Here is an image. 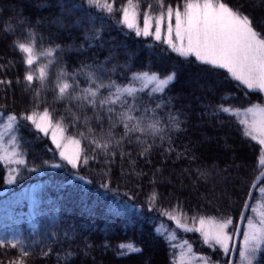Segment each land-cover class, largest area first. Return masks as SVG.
Here are the masks:
<instances>
[{
  "label": "trees",
  "instance_id": "obj_1",
  "mask_svg": "<svg viewBox=\"0 0 264 264\" xmlns=\"http://www.w3.org/2000/svg\"><path fill=\"white\" fill-rule=\"evenodd\" d=\"M59 1H62V4L56 3L53 8L42 5L35 10H29L19 4L20 10H17V13L20 14L21 20L20 23H15V17L12 18L9 10L3 8V4H11L9 2L14 1L0 0V29L11 28L7 31L5 40L11 47L9 50H12L11 55L14 58H11L16 59L14 67L9 68L1 65L0 62V73H5L7 70L10 74L19 73L20 84L24 89L22 94H18L15 88H12L7 97L5 95L13 81L0 78L3 82L0 83V88L5 89L4 96L0 97V113L4 114L0 116V131L5 130L7 115L16 114L19 118L20 134L23 137L22 151L27 161V166H21L20 174L12 184L5 182L6 166L0 163V239L21 242L16 248H12L8 243L0 246V264H10L21 258L24 264L41 262L44 264L89 262L90 264V256L96 260H103L109 256L113 260L124 262L135 260L147 250L148 246H157L164 254L165 264H174V248L164 235L168 226L175 230L177 236L186 238L193 249L209 253L211 260L221 263L224 259L219 260L217 253L214 254L216 250H210L208 245L200 242L199 233L178 227L176 220L170 216L176 217L173 212L177 211L190 215L204 212L205 215L214 216L222 213L233 217L234 221L237 219L250 182L259 170L257 165L260 146L250 137L243 135V128L236 117L216 114V106L222 103L221 97L229 93L231 98L226 101V106L237 108H243L250 103H263V95L244 86L237 87L238 82L232 80L224 69L202 64L195 57H181L167 44L155 41L152 36H137L134 30H129L119 23L121 19L119 9L127 0H115L116 10L111 16L95 7H90L86 0ZM164 2L175 6L180 0H164ZM227 2L249 15L258 30L264 28L262 7L249 8L246 4L247 0H227ZM73 4L79 7L73 8ZM149 4L153 5L150 14H159L160 8L156 0H140L141 15ZM260 5L264 6V0H260ZM63 10L68 11L64 15L65 19L79 18L81 21L70 35L67 33L62 36L61 34L51 36L47 29L36 24V19L41 14L57 15ZM98 29L100 36L95 38ZM29 31L37 34L38 51L41 45L43 48L60 45L63 51L57 50L56 53L61 58L59 65L65 67L69 73L80 68L82 64L103 65L108 71H101L98 75L105 82L111 78L121 84H127L132 73L149 71L165 76L175 71V81L164 94V99L170 98V102L162 109H157V113L165 125L169 122V113L178 117L179 130L169 126L165 128L163 140L160 136H142L141 140L144 143L137 142L133 137L131 143L125 139L117 145L116 141L123 133L122 126L118 125L113 129L114 137L108 154L98 149L94 150V146L90 145L87 139H81L79 136L80 132H86L85 127L79 123L73 126L66 112L68 101H54L52 91L56 71L54 68L49 86L41 92L38 111L42 112L47 107L53 113V122L64 116L63 126L67 129L64 134L81 139V148L90 158L87 164L81 162L77 168H73L66 161L61 160L58 150L44 133L37 131L34 125L21 118L36 105L34 93L39 86V82L34 81L33 86L29 88L24 75L29 70L35 72L41 64L47 63V60L42 58L31 69L24 64V54L15 48L14 41L28 42L26 34ZM86 36L92 38L85 39ZM39 37H43V40H39ZM71 44L74 48L68 49ZM4 49L0 46V50ZM192 65L204 69L203 71L206 70L207 73H215L222 87L208 99H201L199 105L193 101L191 104L194 112L191 113L190 109L184 106L186 99L176 97L178 89L175 88V84L184 68H195ZM114 67L115 71L112 70ZM77 79L81 87L88 86L83 75L78 76ZM14 82L16 83L15 80ZM136 87L141 85L137 83ZM104 94H107L106 91ZM160 95L155 94L154 97H150L147 91L141 93L142 101L149 107H155ZM7 99L10 102L8 104ZM207 110L210 113L205 116L203 113ZM72 112H77V109L73 107ZM197 112L202 113L201 118L207 117L213 125L231 129L238 142L249 149L248 155L245 156L249 171L240 191L232 192L235 201L231 206L224 202L214 205L209 199H206L207 203L199 206H190L187 191L181 189L177 194L171 195L170 182L160 177L169 167L182 165L183 162H187L183 166L191 165L189 171L193 174L200 172L204 167H201L199 159L185 148V145H190L192 123L199 118L195 115ZM86 115L91 117L93 113L89 110ZM90 126L97 133L100 132L95 120ZM107 128L108 124L105 122L104 129ZM148 145H152L151 149L141 155ZM92 156L96 158L92 159ZM242 159L244 158L236 156L235 161H243ZM45 161L47 163H44ZM219 162L217 161V166L223 165ZM11 167L15 168L17 165L12 164ZM29 169L34 170L29 171ZM263 182L264 180L261 183ZM153 193L157 194L154 204L149 201ZM235 202H238V206ZM178 218L180 217H176ZM158 226L163 228L159 233ZM122 243H132L142 251L128 252L127 249L119 247ZM22 249L28 251L26 257H23ZM121 252L126 254L120 255ZM259 264H264V255L261 256Z\"/></svg>",
  "mask_w": 264,
  "mask_h": 264
},
{
  "label": "snow or ice",
  "instance_id": "obj_2",
  "mask_svg": "<svg viewBox=\"0 0 264 264\" xmlns=\"http://www.w3.org/2000/svg\"><path fill=\"white\" fill-rule=\"evenodd\" d=\"M86 2L90 7H95L108 16L113 15L116 10L115 0L111 2L86 0ZM156 4L160 8L159 14L151 15L153 5H147V10L143 12V27H141L140 0H127L126 4L119 9L121 12L119 23L129 30H134L137 36H152L155 41H162L181 57H195L202 64L226 70L228 76L238 82L237 87L244 86L249 90L264 93V28L258 30L249 15L243 13L240 8L231 6L227 0H180L175 6L165 4L164 0H156ZM72 7L79 6L73 4ZM5 31H8L7 27ZM99 36L98 29L95 38ZM90 38L92 37H85V39ZM26 39L28 42L14 41L15 48L24 54V64L31 69L42 58L47 60V63L41 64L35 72L29 70L24 75L29 88L33 86L34 81H38L39 86L34 93L36 105L21 118L30 122L37 131L45 135L51 130V140L59 150L61 160L66 161L73 168H77L81 162L87 164L90 158L81 148V139H87L89 144L94 146V150L98 149L108 154L114 137L113 129L118 125L122 126L123 133L116 141L117 145L125 139L131 143L133 137L137 142L144 143L141 140L142 136H160L163 140L165 128L169 126L179 130L178 117L169 113V122L165 125L157 113V109H162L170 102V98L164 99V94L175 81V71L165 76L149 71L132 73L127 84H121L111 78L105 82L98 75L101 71H108L103 65L82 64L80 68L69 73L65 67L59 65L61 58L56 53L57 50L63 51L60 45L48 48H43L41 45L38 51L37 34L29 31ZM39 40H43V37H39ZM54 68L56 69L52 88L54 101H68L69 106L66 107V112L73 126L79 123L86 129V132L79 133L81 139L64 135L67 130L63 126L64 116L54 123L53 113L47 107L42 112L38 111L41 92L49 86ZM112 70L115 71V67ZM80 75L84 76L87 87L80 86V81L77 79ZM0 83L3 82L0 81ZM137 83L141 87H136ZM146 91L150 97L161 94L155 107H149L142 101L141 93ZM230 98V93L221 97L222 103L216 106V114H226L238 119L239 125L243 128V135L250 137L260 146L257 167L264 169V106L254 104L243 109L226 106V101ZM73 107L77 109V112H72ZM89 110L93 113L91 117L86 115ZM3 115L0 113V116ZM93 120L100 128L99 133L90 126ZM105 122L108 124L107 129H104ZM4 129L6 131H0V163L6 166L5 182L12 184L20 174L21 166H27L22 151L23 137L20 134L19 118L16 114L7 115ZM7 133H11L8 146L5 145ZM151 147L152 145H148L141 155L148 152ZM12 164L17 167H11ZM53 167H60V165H53ZM32 170L34 169H29V171ZM256 180H264V171H260ZM256 189L257 184L254 181L247 193L248 199H245L242 210L239 212V222H234L231 216L220 218L200 216L199 226L188 228L176 217L170 216V218L176 219L178 227L185 231L199 232L203 243L213 250L222 251L226 257H229L225 264H259L261 256L264 255V212L258 216L248 214L249 211L257 212L256 206L251 203ZM258 195L264 197V187H259ZM156 199V193L149 197L152 204ZM162 214L169 213L162 212ZM195 220L196 218L193 217L194 222ZM157 232H160L159 228ZM241 235L243 239L239 241L238 247L237 240ZM174 238V236L169 237L170 240ZM5 243L16 248L21 242L0 239V246ZM183 246L191 252L192 245L188 241H184ZM119 247L127 249L128 252L142 251L132 243H122ZM22 254L26 257L28 251L22 249ZM10 264H24V260L21 258ZM174 264H176L175 261ZM179 264H213V262L209 257L195 253L188 256L182 251Z\"/></svg>",
  "mask_w": 264,
  "mask_h": 264
},
{
  "label": "rangeland",
  "instance_id": "obj_3",
  "mask_svg": "<svg viewBox=\"0 0 264 264\" xmlns=\"http://www.w3.org/2000/svg\"><path fill=\"white\" fill-rule=\"evenodd\" d=\"M13 1L14 2H9L11 4H3V8L9 10L12 18L15 17V23H20L21 20L19 19L20 14L17 13V10H20L19 4L29 10H35V8H38L42 5H45L49 8H53L56 3H58L59 5L62 4V1L59 0ZM247 1L248 2L246 4L249 8L254 9L255 7H262L264 10V6L260 5V0ZM66 10H63L57 15H52L53 13L41 14V16L36 19V24L47 29L51 36H58L60 34L62 36L67 33H69L70 35L71 31H75L81 21L79 20V18H77V20L65 19L64 15L68 12ZM140 26L143 27V15L140 16ZM5 28L6 27H2V29H0V46H3V48H5L4 50H0V62H2L1 65H5V67L9 68L12 66L14 67L13 64L16 62V59H13L14 57L11 55L12 50H9L11 47L9 46V44L6 43L5 38L7 32L5 31ZM7 29L10 30L11 28ZM3 42H5V44H3ZM73 46L74 45L71 44L68 49H73ZM11 70L13 71V69ZM203 70L204 69H199L198 67L192 69L190 67H186L182 70V73L179 75L175 84V88L178 89L176 97H184L186 99L184 106L187 107V109H190L189 111H191V113L194 112L192 110L191 104L193 101H195V104L199 105L201 104V99H208L210 95L215 94L216 91L220 87H222V85L220 84L221 82L219 81V78L215 73H207L206 70ZM8 71L9 70H7L5 73H0V78L13 81L8 89L7 95L5 96L9 97L12 88H15L16 93L22 94L24 92V89L23 87H21L20 84L19 73L16 74V72L13 71L14 74H10ZM19 71L21 72V69ZM14 80L16 81V83L14 82ZM4 90L5 89L0 88V97L4 96ZM6 103H10L9 99L6 100ZM252 105H249L248 107ZM209 113L210 111L207 110L203 114L207 116ZM201 114L202 113L198 112L195 113V115L199 116V118H197V120L192 123L190 129L192 137L189 138L190 145H185V148L189 150L193 156L198 158L199 163L202 164L201 167H204L200 169V172H196L195 174H193V172L189 171V169L191 170V165L183 166V164H187V162H183L182 165H173L172 167H169L165 174L159 175L163 180L170 182L171 195L177 194L178 191H180L181 189H184L185 192L187 191V198H190V206H199L200 204L207 203L208 201L206 199H209V201H211V203L214 205L219 204V202H224L226 205L231 206L232 203L235 201L233 200L234 195L232 192L235 191L238 193L240 191L241 187L244 185L243 181L249 171L248 162L246 159L247 157H245L248 155L249 149L238 142L236 136L232 133L231 129H228L227 127L221 128L216 125H213L211 122L208 121L207 117L201 118ZM46 136L51 140V130ZM65 136L71 137L70 135ZM5 137L8 138V135L6 134ZM64 142L66 143L67 141ZM6 146H8V144ZM189 148L192 150H190ZM241 150H243L242 154L240 153ZM236 156H241L242 158H244L242 159L243 161L236 162ZM205 161H207V163H205ZM217 161H220L219 163H223V165L217 166ZM263 183L258 186V189L259 187H263ZM243 202L241 204V207L243 205ZM235 203H237L238 206V202ZM251 203L256 206L257 212L252 213L251 211H249V215L258 216L261 212H264V197H259L258 193H256ZM203 213L204 212H200L196 213L195 215H190L186 212H173L176 217H180L178 218L179 220H181L180 222L184 225H187L188 228L198 227V221L200 216L216 218L229 216L224 215L222 213L216 216L212 214L205 215ZM193 217L196 218L195 222L193 221ZM80 226H82V224ZM173 227L175 228V226ZM158 228L159 230L163 229L162 226H158ZM164 235L167 237V239H169L170 236L175 237L174 239L169 240L174 248L173 261H175L176 264H179V258L182 251L185 253V255L188 256H191L193 253L199 256L205 255V253L198 252L193 248L191 252H189L187 247L183 246V242L187 241L186 238L179 235L177 236L175 230L171 226H168L166 228V233ZM242 239L243 236H241L240 241H242ZM199 240L201 243L203 242L200 238ZM216 253L218 255L217 257L219 260L224 259L223 261H221V263L225 264V261L228 259V257L225 258L226 256L220 250H216L214 254ZM90 259V264H165L164 254L159 248H157V246H148L147 250L144 251L141 256L131 261H116L110 258L109 256H107L103 260H96L92 256H90ZM211 261L213 262V264H221L219 261ZM40 264L44 263L41 262ZM87 264H89V262H87Z\"/></svg>",
  "mask_w": 264,
  "mask_h": 264
},
{
  "label": "water",
  "instance_id": "obj_4",
  "mask_svg": "<svg viewBox=\"0 0 264 264\" xmlns=\"http://www.w3.org/2000/svg\"><path fill=\"white\" fill-rule=\"evenodd\" d=\"M260 171H264V169H260ZM260 171H259L258 174L255 176V178L253 179V181H252V183H251V185H250V188L252 187V184H253L254 181L256 182V184H258V183L261 181V180H259V181L256 180V177L260 175ZM250 188H249V189H250ZM246 199H248V196L246 197ZM242 207H243V206H242ZM241 210H242V209H241ZM237 222H239V216H238ZM238 240H239V238H238ZM238 240H237V244H238Z\"/></svg>",
  "mask_w": 264,
  "mask_h": 264
},
{
  "label": "bare ground",
  "instance_id": "obj_5",
  "mask_svg": "<svg viewBox=\"0 0 264 264\" xmlns=\"http://www.w3.org/2000/svg\"><path fill=\"white\" fill-rule=\"evenodd\" d=\"M243 150L240 151V153L242 154Z\"/></svg>",
  "mask_w": 264,
  "mask_h": 264
}]
</instances>
